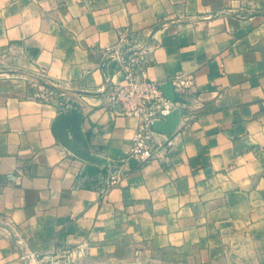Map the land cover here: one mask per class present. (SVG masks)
Listing matches in <instances>:
<instances>
[{"label": "crops", "instance_id": "obj_1", "mask_svg": "<svg viewBox=\"0 0 264 264\" xmlns=\"http://www.w3.org/2000/svg\"><path fill=\"white\" fill-rule=\"evenodd\" d=\"M134 51L149 79L193 74L194 118L166 157L123 164L136 123L100 92ZM36 82L58 99L32 97ZM65 97L81 116L71 148L54 129ZM64 250L264 264V0H0V264Z\"/></svg>", "mask_w": 264, "mask_h": 264}, {"label": "built area", "instance_id": "obj_2", "mask_svg": "<svg viewBox=\"0 0 264 264\" xmlns=\"http://www.w3.org/2000/svg\"><path fill=\"white\" fill-rule=\"evenodd\" d=\"M116 48V47H115ZM111 47L105 48V52ZM117 57L118 52L113 50ZM150 55L143 51H134L121 60L122 77L118 81H111L100 92L103 107L118 112L135 120V127L130 137L128 149L121 158L123 164L131 159L134 162H144L150 159L166 157L170 145L171 134L179 127L188 125L194 118L193 111L186 105L185 95L193 90L194 76L191 73H174L164 82L147 78L146 65L151 61ZM170 83L174 98L166 96L161 88L164 83ZM31 96L51 101L58 99V94L43 83L36 82ZM59 112L76 109L71 100L65 99L58 102ZM174 110H179V122L175 130L167 135L152 128L154 121L165 120ZM119 170L110 172L105 188L115 184L119 178ZM64 256H71V251L64 250L55 258L47 257L40 260L46 264H54ZM24 260H29L31 254H23Z\"/></svg>", "mask_w": 264, "mask_h": 264}, {"label": "water", "instance_id": "obj_3", "mask_svg": "<svg viewBox=\"0 0 264 264\" xmlns=\"http://www.w3.org/2000/svg\"><path fill=\"white\" fill-rule=\"evenodd\" d=\"M164 94L168 96L169 98H174V94L172 92V86L170 83L166 82L161 86ZM81 116L76 112H66L61 113L57 116L55 123H54V129L57 132V136L60 139V141L67 146L68 148H71L73 139L69 138L64 130V126H69L71 128V132L73 134V138L83 141L82 139V133L79 127ZM179 122V110H174L171 112L165 120L162 121H154L152 123V128L158 132H162L164 134H171ZM132 162H134L133 159H131Z\"/></svg>", "mask_w": 264, "mask_h": 264}, {"label": "rangeland", "instance_id": "obj_4", "mask_svg": "<svg viewBox=\"0 0 264 264\" xmlns=\"http://www.w3.org/2000/svg\"><path fill=\"white\" fill-rule=\"evenodd\" d=\"M74 262L75 261L73 260L72 256L70 257L64 256L60 260H57V262H55L54 264H74ZM94 264H110V263H94ZM111 264H149V263H145V261L141 259L140 257L134 256L133 258H129L125 262H120V263L118 262V263H111Z\"/></svg>", "mask_w": 264, "mask_h": 264}]
</instances>
